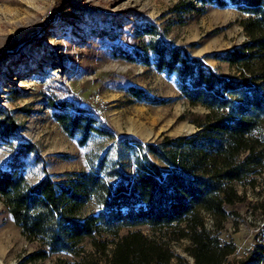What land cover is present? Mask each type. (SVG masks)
Wrapping results in <instances>:
<instances>
[{"label": "rangeland", "instance_id": "obj_1", "mask_svg": "<svg viewBox=\"0 0 264 264\" xmlns=\"http://www.w3.org/2000/svg\"><path fill=\"white\" fill-rule=\"evenodd\" d=\"M183 1L0 0V168L18 154L29 184L44 172L58 180L65 172L98 167L104 180L113 184V174L133 173L136 143L195 132L198 128L193 121L207 111L189 105L179 95L174 73L154 68L148 46L150 42L180 46L220 76L245 77V68L214 55L246 42L241 25L246 14L231 4L206 5L201 12L182 11ZM54 13L56 17L50 19ZM108 29L116 34L113 40L98 33ZM112 44L146 48L149 62L113 58L109 53ZM128 86L142 89L152 102L132 97L126 92ZM61 102L70 104L62 109ZM75 106L85 108L99 129L90 132L82 144L78 132L68 135L53 117L55 112L73 114ZM27 144L32 147L24 153ZM233 186L239 199L227 207L230 213L219 232L222 240L235 246L227 262L235 264L246 260L251 251H259L258 264H264V174L257 172ZM98 209L90 199L81 214ZM204 221L212 229L207 214ZM132 229L150 234L145 226L128 228ZM81 246L83 253L92 252L86 242ZM169 246L174 255L171 264H192L184 250L186 240L170 241ZM37 249L38 242L20 234L0 201V264L76 259L65 252L32 259ZM96 255L102 254L96 251Z\"/></svg>", "mask_w": 264, "mask_h": 264}, {"label": "trees", "instance_id": "obj_2", "mask_svg": "<svg viewBox=\"0 0 264 264\" xmlns=\"http://www.w3.org/2000/svg\"><path fill=\"white\" fill-rule=\"evenodd\" d=\"M181 4L182 11L194 12L206 5L231 4L246 14L241 19L246 42L214 56L245 68L248 76H220L180 46L150 42L154 68L174 73L179 95L207 111L193 121L195 132L136 143L133 173L113 174V184L104 180L101 167L65 172L58 180L44 172L29 184L18 154L7 160L0 168V201L20 234L38 242L32 259L65 252L76 259H58L54 264H171L174 255L169 242L184 239L192 264H228L235 246L222 240L219 232L230 213L227 207L239 199L233 182L264 174V0H186ZM98 33L110 40L116 35L112 29ZM140 48L112 44L109 53L145 65L148 54ZM126 92L152 102L138 87L128 86ZM69 104L61 102L62 109ZM85 113V108L75 106L73 114L55 112L53 117L68 135L78 132L82 144L90 132L99 130L94 118ZM31 147L27 144L23 152ZM90 199L99 209L82 215ZM204 214L211 218L212 229L205 226ZM137 226H145L150 234L128 230ZM122 229L127 230L120 234ZM84 242L92 252L83 253ZM260 256L259 251H251L246 260L235 264H258Z\"/></svg>", "mask_w": 264, "mask_h": 264}, {"label": "built area", "instance_id": "obj_3", "mask_svg": "<svg viewBox=\"0 0 264 264\" xmlns=\"http://www.w3.org/2000/svg\"><path fill=\"white\" fill-rule=\"evenodd\" d=\"M95 104H97L99 107L101 106L100 105V102L98 101V99H95V100H92Z\"/></svg>", "mask_w": 264, "mask_h": 264}]
</instances>
